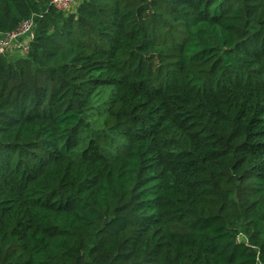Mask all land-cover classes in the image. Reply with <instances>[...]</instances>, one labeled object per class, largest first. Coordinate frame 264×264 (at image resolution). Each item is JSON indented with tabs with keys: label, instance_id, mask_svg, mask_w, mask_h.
Listing matches in <instances>:
<instances>
[{
	"label": "trees",
	"instance_id": "trees-1",
	"mask_svg": "<svg viewBox=\"0 0 264 264\" xmlns=\"http://www.w3.org/2000/svg\"><path fill=\"white\" fill-rule=\"evenodd\" d=\"M0 264H264V0H0Z\"/></svg>",
	"mask_w": 264,
	"mask_h": 264
},
{
	"label": "built area",
	"instance_id": "built-area-1",
	"mask_svg": "<svg viewBox=\"0 0 264 264\" xmlns=\"http://www.w3.org/2000/svg\"><path fill=\"white\" fill-rule=\"evenodd\" d=\"M83 0H50V5L58 11L69 12ZM41 16L35 14L21 21L18 26L8 32H0V54L20 52L28 54L30 45L35 39L37 19Z\"/></svg>",
	"mask_w": 264,
	"mask_h": 264
},
{
	"label": "rangeland",
	"instance_id": "rangeland-1",
	"mask_svg": "<svg viewBox=\"0 0 264 264\" xmlns=\"http://www.w3.org/2000/svg\"><path fill=\"white\" fill-rule=\"evenodd\" d=\"M42 12V8L40 7V6H37V7H35V10H34V13L35 14H40ZM34 33H35V31H34ZM11 55H14V56H20V55H23L22 53H20V52H13Z\"/></svg>",
	"mask_w": 264,
	"mask_h": 264
}]
</instances>
